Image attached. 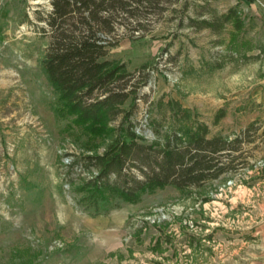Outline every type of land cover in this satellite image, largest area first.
Wrapping results in <instances>:
<instances>
[{
  "label": "rangeland",
  "instance_id": "374dc122",
  "mask_svg": "<svg viewBox=\"0 0 264 264\" xmlns=\"http://www.w3.org/2000/svg\"><path fill=\"white\" fill-rule=\"evenodd\" d=\"M231 9L237 17L219 23ZM51 12L52 0H0V264L244 259L264 227V0H161L133 18L119 15L108 59L124 63L132 82L148 75L123 106L136 102L137 133L151 144L177 101L208 126L209 138L235 150L224 152L227 172L199 187L166 186L134 202L111 197L99 210L81 189L97 175L85 157L102 154L114 134L91 135L74 116H59L41 65ZM203 20L214 28H200ZM124 174L109 181L142 178L134 167Z\"/></svg>",
  "mask_w": 264,
  "mask_h": 264
},
{
  "label": "trees",
  "instance_id": "16d2710c",
  "mask_svg": "<svg viewBox=\"0 0 264 264\" xmlns=\"http://www.w3.org/2000/svg\"><path fill=\"white\" fill-rule=\"evenodd\" d=\"M160 3L161 0H52V12L45 19L51 41L41 65L58 94L59 116H74V123L91 135L114 134L102 154L85 157L86 166L94 167L97 175L83 179L81 189L94 200L96 210L100 209V201L111 197L134 202L141 193L166 186L180 190L199 187L206 180L219 178L231 166V161L228 166L222 161L235 150L231 142L219 136L209 138L208 126L198 122L195 114L179 102L168 103L170 125L167 129L160 125L151 144L137 133L131 120L136 102L130 109L123 108L136 96L138 88L146 85L148 75L142 84L132 82L133 74L124 63L108 59L116 43L107 35L114 31L119 15L133 18L134 11ZM236 17V10L231 9L218 22L230 23ZM214 25L203 20L199 27ZM120 116L123 122L117 127L113 123ZM130 167L138 169L142 178L132 174L129 186L109 181L112 174L119 178L127 175L124 171Z\"/></svg>",
  "mask_w": 264,
  "mask_h": 264
},
{
  "label": "crops",
  "instance_id": "0c3cea01",
  "mask_svg": "<svg viewBox=\"0 0 264 264\" xmlns=\"http://www.w3.org/2000/svg\"><path fill=\"white\" fill-rule=\"evenodd\" d=\"M223 264H264V227L261 231L259 241L250 247L244 259L240 258L239 260Z\"/></svg>",
  "mask_w": 264,
  "mask_h": 264
}]
</instances>
